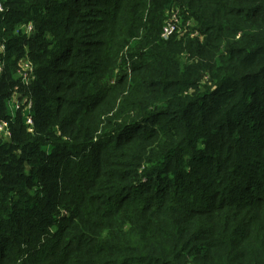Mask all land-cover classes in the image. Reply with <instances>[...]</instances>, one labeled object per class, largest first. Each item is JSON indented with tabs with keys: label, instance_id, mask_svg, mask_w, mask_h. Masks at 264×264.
Listing matches in <instances>:
<instances>
[{
	"label": "trees",
	"instance_id": "16d2710c",
	"mask_svg": "<svg viewBox=\"0 0 264 264\" xmlns=\"http://www.w3.org/2000/svg\"><path fill=\"white\" fill-rule=\"evenodd\" d=\"M0 3V264H264V0Z\"/></svg>",
	"mask_w": 264,
	"mask_h": 264
},
{
	"label": "built area",
	"instance_id": "2783aa9c",
	"mask_svg": "<svg viewBox=\"0 0 264 264\" xmlns=\"http://www.w3.org/2000/svg\"><path fill=\"white\" fill-rule=\"evenodd\" d=\"M0 10H1V3H0ZM177 12L172 13V17L168 18L166 23L164 24L161 32V36L163 38H167L169 35H171L173 32H175L176 29V22L178 21V16L176 15ZM32 31V25L27 24L25 26V32L29 33ZM24 62V67L22 68L21 74H19L20 78L25 84H28L30 80L34 78L33 68L28 62L27 59H22ZM13 104L15 109H19L20 107H24L25 110H30L32 106V100L27 95L18 94V92H14V95L12 96ZM26 123L31 126L32 125V118L28 114L26 118ZM5 123L0 124V131L4 128Z\"/></svg>",
	"mask_w": 264,
	"mask_h": 264
},
{
	"label": "rangeland",
	"instance_id": "374dc122",
	"mask_svg": "<svg viewBox=\"0 0 264 264\" xmlns=\"http://www.w3.org/2000/svg\"><path fill=\"white\" fill-rule=\"evenodd\" d=\"M171 17H172V14L170 15L169 18H171ZM184 28H186V24L183 25V24L181 23V20H178V21L176 22V29H177L178 31L182 32ZM23 65H24V62H23L22 60H20V61L18 62V67H17L16 73H15V76H16V77H19V74H21V72H22V68L24 67ZM16 92L19 93V91H16ZM20 94H21V93H20Z\"/></svg>",
	"mask_w": 264,
	"mask_h": 264
}]
</instances>
